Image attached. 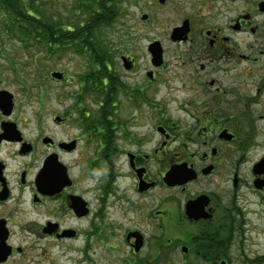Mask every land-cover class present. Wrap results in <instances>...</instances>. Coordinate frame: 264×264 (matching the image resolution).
Segmentation results:
<instances>
[{"label": "flooded vegetation", "instance_id": "obj_1", "mask_svg": "<svg viewBox=\"0 0 264 264\" xmlns=\"http://www.w3.org/2000/svg\"><path fill=\"white\" fill-rule=\"evenodd\" d=\"M193 3L202 15L184 18L189 32L170 38L186 46L174 65L178 118L188 125L180 132L164 120L152 137L146 127L151 84L170 65L164 49L158 65L150 45L142 64L113 56L105 76L87 62L79 89L94 117L80 110L65 71L48 75L63 106L50 108L51 122L80 130L62 139L44 133L42 111L32 138L24 83L14 92L0 76L10 105L0 107V264H264V0Z\"/></svg>", "mask_w": 264, "mask_h": 264}, {"label": "rangeland", "instance_id": "obj_2", "mask_svg": "<svg viewBox=\"0 0 264 264\" xmlns=\"http://www.w3.org/2000/svg\"><path fill=\"white\" fill-rule=\"evenodd\" d=\"M41 1L45 3L44 9L49 13L51 19L57 20L65 27L76 25L85 17L82 12L77 11L80 4L79 0ZM195 1L166 0L165 4H161L159 0H114L113 5L114 9L118 10V16L113 18L110 26L103 27L97 32L99 39L104 42L105 47L111 53L110 58L113 59V56L115 58L120 57V55H132L138 59L139 64L145 62L148 46L152 42L159 41L161 43L166 60L170 65L167 71L160 72L157 83L151 84L150 102L156 105L155 109H150V115L153 118H150V125L146 126L150 128L151 137L153 127L158 120L166 121L169 127L174 128L176 133L180 132L181 127L188 126L178 118L181 112L178 110L175 101L181 95L177 91L178 81L175 80L177 73L174 67L175 53L183 51L186 46H181L183 47L181 50V47L170 40V36L173 29L179 27L184 18L202 15L201 12L196 11L195 3H193ZM144 16H147V19H144ZM3 21L5 20H0L1 32H4L2 31L4 28ZM25 40L26 44L23 39L15 34L12 36L0 34V54L4 56V58L0 56V76L12 78L8 87L14 92L19 85L18 80L24 83L21 89L25 90V94H20L19 97L23 102L22 104H28L22 109L21 118L30 123L29 128L32 138L39 135L40 132L36 128V121L39 120L37 114L40 111L43 112V120H41L46 135L53 136L55 139L66 138L67 133H69V137L77 136L80 130L74 123L58 127L51 122L50 108L55 113L60 114L63 106L58 102L57 99L59 98L51 95L48 90V86L60 89L61 84L52 83L48 75L52 72L65 71L70 78V92L81 94L82 92L79 89L80 80L91 72L92 66L86 64L92 62L91 59L89 61L80 54L75 55V52L70 49L48 58L47 50L36 47L31 40ZM247 42L250 41L247 40ZM28 52L30 53L27 54ZM254 52V50L251 51L247 48V53ZM256 77L248 80L240 78V80L247 81L248 85H254L258 83ZM40 94L44 97L43 103L40 101ZM73 102V99H70L71 107L74 106ZM77 102H79L81 111L87 114L91 112L92 117L96 116L98 108L92 100L84 98L81 94ZM71 114L75 119L80 117L78 111L71 110ZM71 174H74L81 181L82 186L89 187L91 185V180L87 179L88 175H84V169L76 167L71 170ZM261 244L263 245V242ZM256 252L251 253V256H254Z\"/></svg>", "mask_w": 264, "mask_h": 264}, {"label": "trees", "instance_id": "obj_3", "mask_svg": "<svg viewBox=\"0 0 264 264\" xmlns=\"http://www.w3.org/2000/svg\"><path fill=\"white\" fill-rule=\"evenodd\" d=\"M79 1L77 11L85 17L76 25L65 27L51 19L41 0H0V20H5L4 32L0 30V34H15L25 44V39L31 40L36 47L48 51V58L68 49L73 50L75 55L96 54L98 58L90 59L101 64V76H105L109 68L106 63L112 58L97 32L112 24L113 18L118 16V10L114 9V0Z\"/></svg>", "mask_w": 264, "mask_h": 264}, {"label": "water", "instance_id": "obj_4", "mask_svg": "<svg viewBox=\"0 0 264 264\" xmlns=\"http://www.w3.org/2000/svg\"><path fill=\"white\" fill-rule=\"evenodd\" d=\"M161 4L165 3V0H160ZM144 19H147V16L143 17ZM190 28H189V22L185 21L184 24L181 27H177L175 29H173L172 33H171V40L172 41H178L179 39H181V37H183L184 35H186L189 32ZM149 52L152 54L153 56V62L156 63L157 65L159 63H161V59L163 57V48L162 45L159 41H155L153 42L150 46H149ZM60 74L58 73H54L53 77L55 78H60ZM7 93H1L0 94V107L4 110H7L9 105V100L6 96ZM58 166H61V164L59 162H57ZM60 168V167H59ZM58 169V167L55 168V170ZM45 171V170H44ZM58 172V170H57ZM46 174V171L44 172V176ZM174 170L170 171L167 174V178L166 180L171 182L174 179ZM43 176V177H44Z\"/></svg>", "mask_w": 264, "mask_h": 264}]
</instances>
